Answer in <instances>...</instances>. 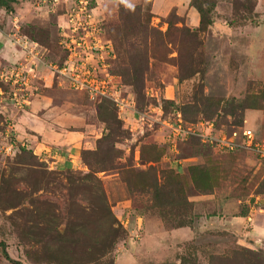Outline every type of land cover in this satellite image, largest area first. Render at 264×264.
Returning <instances> with one entry per match:
<instances>
[{
  "label": "rangeland",
  "instance_id": "rangeland-1",
  "mask_svg": "<svg viewBox=\"0 0 264 264\" xmlns=\"http://www.w3.org/2000/svg\"><path fill=\"white\" fill-rule=\"evenodd\" d=\"M25 1L29 0H18L12 13L0 10V30L32 36L36 32L40 47L48 50L46 60L58 61L63 57L61 48L65 50L60 45L65 41L62 34L70 35L73 29L68 22L72 0H62L56 12L65 17L66 31L55 15L32 19ZM210 1L216 2L215 23L205 34L195 31L199 41L195 58L188 56L184 44L173 43L182 38L175 29L198 27L191 17H181L168 33L167 17L175 10L157 15L155 0L92 4V23L116 54L111 68L116 62L117 74H111L119 76L128 67L127 45L131 51L143 47V28L154 31L147 41L154 54L148 57L144 77L131 72L124 79L130 83L127 86L119 80L121 94L133 107L127 112L133 115L128 128L111 100H90L76 90L64 96L67 100L81 96L82 107L77 110L91 122L100 121L97 108L103 121L113 123L112 134L101 142L98 152L84 154L82 165L56 169L47 161L34 165L24 156L21 159L13 131L5 136L0 122L4 128L0 129V242L14 260L114 264L125 247L130 253L127 264H254L248 251L264 254V242L248 234L253 223L264 221V158L246 149L220 152L199 136L180 138L171 150L174 140L166 127L180 114L185 128L202 123L201 131H207L213 124L214 134L252 130L264 138V109L259 108L264 105V5L257 10L260 0ZM135 62L145 69L138 59ZM0 90L7 92L8 87L0 82ZM168 95L174 100L165 99ZM7 98L0 96L2 105H9ZM150 117L156 121L153 126L140 125L142 118ZM136 124L140 128L134 135L129 127ZM136 149L146 155L140 166ZM203 164L209 165V177H190L189 169ZM229 215L246 220H240L245 223L240 224L242 233L248 236L241 244L239 233L223 230ZM209 225L212 229L205 231ZM57 230L63 239L55 246L49 239ZM0 264H11L1 251Z\"/></svg>",
  "mask_w": 264,
  "mask_h": 264
},
{
  "label": "crops",
  "instance_id": "crops-1",
  "mask_svg": "<svg viewBox=\"0 0 264 264\" xmlns=\"http://www.w3.org/2000/svg\"><path fill=\"white\" fill-rule=\"evenodd\" d=\"M190 1L191 0H188V2H184L183 0H155L153 12L160 16H166L174 9L179 16L191 17L193 23L198 25L200 17L198 12L189 6ZM25 2L29 5V8H31L29 9V14L32 15V19L41 18L47 20L53 15L57 16L56 12L59 5H56L53 1L29 0ZM24 5L25 4H22L21 6ZM262 5H264V0L259 1L257 10ZM20 10L22 11V8H20ZM96 14L97 13H95V15ZM63 18L56 17V20L59 22L58 24L64 25L66 21ZM41 54L43 58L41 62H35L39 80L35 83L36 89L30 107L25 110H17L13 107L9 99L8 91L5 92L0 90V96L6 94L8 98L5 100L10 102L7 103L9 105L4 104L5 106L1 103L4 100L0 102V114L5 115L6 119L9 121L7 127H5V136L8 137L13 131L15 135L13 136V141L17 142L21 147L32 149L34 154L38 156L42 162L47 161L50 163L51 168L63 169L65 167H73L74 164L78 162L82 165V153L84 151H95L98 141L103 136L107 135L108 130L105 129V124L103 122L99 120V122H91L87 119L86 115L82 113V110L81 112L77 110L79 107H82L83 101L81 96L70 100L64 98V96H67L66 94L70 89L66 85L63 87L58 86V84L55 85V80L46 66L47 63H49L46 60L48 50L41 47ZM24 60H26V54L13 42L12 34L0 30V67L17 64ZM62 90L65 92H59ZM166 93L169 94L168 92ZM165 99L174 100V97L168 95L165 96ZM66 101L70 102L65 104ZM96 112L98 115L97 108ZM132 116L133 115L129 113L124 115L123 120L126 122V125L133 122ZM97 118H99V115ZM136 125L137 126L134 125V127H129L134 135L137 130L136 127L139 129L141 123L140 125ZM174 153L178 154V151H174ZM135 160L137 165L140 166L141 151L139 149H136ZM226 208L229 210V205H227ZM243 219L245 218L242 216L229 215L222 226L223 230L228 232L231 231L236 235L237 233L240 234L237 240L239 244L242 243L244 238L248 237L245 233H242V227L240 226V224H245L240 221ZM138 226L141 227L140 220L138 221ZM212 227L213 226L210 225L204 226V230H209V228L212 229ZM252 227L253 231L248 234L264 242L263 219H258L257 222L253 223ZM136 232L137 230L135 234ZM132 236L134 237L135 235L133 234ZM128 248L129 247L123 248L119 256H116L115 264H123V258L124 264H127L125 258L130 254ZM119 249H122V247ZM132 250L133 248L130 249L131 252Z\"/></svg>",
  "mask_w": 264,
  "mask_h": 264
},
{
  "label": "built area",
  "instance_id": "built-area-1",
  "mask_svg": "<svg viewBox=\"0 0 264 264\" xmlns=\"http://www.w3.org/2000/svg\"><path fill=\"white\" fill-rule=\"evenodd\" d=\"M52 1L60 5L62 0ZM101 1L118 0H72L68 22L73 25V29L70 35L64 32L62 35L65 41L60 42V45H63L68 52V58L62 66L51 62L46 66L53 79H58V86L66 85L70 90L82 91L91 100H111L120 109V117L124 118V115L132 111L133 107H131L130 99L121 94L122 84L119 83L121 77L110 73L111 62L116 59L113 45L100 37L98 29L92 23L94 8L91 6ZM62 26L61 30H65L66 24ZM80 30L85 33L80 35ZM12 37L13 42L25 52L26 60L6 67L1 66L0 82L8 87L9 99L13 107L17 110H25L31 106L36 89L35 83L39 80L35 62L40 63L43 58L41 47L37 42L31 41L19 31L13 33ZM142 120L141 124H149V126H153L156 122L153 117L148 120L142 118ZM202 126L203 124L200 123L194 128H185L182 117L178 114V120L174 124H166L174 140L172 150L176 149L178 139L199 136L203 142L216 147L220 152L233 153L246 149L264 158V138H258L252 130L214 134L213 124H209L207 131H201ZM258 200L256 198L255 204ZM128 223V220L125 223L122 222L124 226ZM140 229L139 226L138 230Z\"/></svg>",
  "mask_w": 264,
  "mask_h": 264
},
{
  "label": "trees",
  "instance_id": "trees-1",
  "mask_svg": "<svg viewBox=\"0 0 264 264\" xmlns=\"http://www.w3.org/2000/svg\"><path fill=\"white\" fill-rule=\"evenodd\" d=\"M121 1L122 0H118V1H116V3H119ZM17 3H18V0H0V10H4L7 13H12V12H14V5L17 4ZM105 4H113V3L107 2ZM205 4H207V6ZM189 6L191 8H194L198 12V14L200 16L199 25H198V27L196 29H189V28H186V27H184L182 29H175L176 32L182 34V38L180 40L179 39L178 40H175V41L173 40V43L174 44L177 43L179 46H181L182 44H184L183 46L186 47V49H187V51L189 53L188 56L191 57V58L192 57L195 58L196 57L195 51L198 49V45H199V41L196 40V38H198V35L195 33V31H198V32H201V33L205 34L214 25V23H215V21H214V19H215V17H214V10L216 9V2H213V1H210V0H191ZM181 19H182L181 16H179L177 14L176 10H175V12L171 13L167 17L168 33L171 30L174 29L173 27L177 23H180L181 22ZM236 23H238V22H236ZM142 32L144 33L143 34V38H142L143 47L137 48L138 49L137 51H131L130 50V46L127 45L126 46L127 49L124 50L125 56L127 57V61H125V64L128 67H126L125 69L122 68L121 74L119 73L120 75L119 74L118 75H119V77L122 78L123 84L125 86L130 85V83H128L124 79L127 78V77H129L130 74H131V72H133L135 75H137V77L138 76L144 77L145 73L149 69V58L148 57H150V54L152 53V45L148 44L147 41L148 40L150 41L152 39V37L154 35V31H153V29H150L149 27H146V28H143L142 29ZM22 35L27 36L31 41L38 42L40 45L42 44L41 43V40L39 39L38 34H36V32L33 33V36L30 35V34H25V33H23ZM61 50L63 52V57L60 58L58 61L55 60V62H54L58 66H62L66 62V60L68 58V52L65 51L62 48H61ZM178 53H179V57H180L181 52L178 51ZM152 54H154V53H152ZM136 59H138V61H140L141 65L143 67H145L144 70H142L140 67L137 66V64L135 62ZM115 63H114V66H115ZM114 66L112 68H110V71L112 73H114V74H117L114 71ZM57 80L58 79L56 78L55 79V85L58 84L57 83ZM126 82H127V84H126ZM98 100H100L101 102L104 101L103 99H98ZM262 106L263 107H260L259 106V108H261V109L263 108L264 109V105H262ZM217 110L218 109L215 108V111H217ZM97 111H98V115H99L101 113V109L100 110H97ZM235 115H237V112L235 113ZM99 119H100L101 122H103L105 124V127L108 130V134L105 135V136H103L98 141V143H97V149L95 151H84L82 153V157L84 156V154L98 152V149H99V146H100L101 142L103 140H105L106 137H109L112 134V132H113L112 131V129H113V123L110 122L109 119H106L105 121H103L102 118H100V116H99ZM0 122H3L4 123V128H5V126L8 124L9 121L6 119V116L5 115L0 114ZM226 123L229 124L228 121H226ZM4 128L2 127L0 129L4 130ZM18 151H20V153L22 154L21 155V159H23V156H24L25 157L24 160L25 161H28L31 164H34L35 161H36V164H41L42 163L40 161L39 157L34 154V152H33L32 149L24 148V147H21L20 145H18ZM144 157H146V155H143L142 154V151H141V159H142L141 161L143 163L145 162ZM208 164L195 165V166L191 167L189 169V171H188L190 177H194L195 180L200 175H202V176L205 175V176H208L209 177V173L207 171V168H209L208 167L209 166ZM163 174H165V172ZM156 188H157V186H156ZM179 227L188 228V227H190V225H186V226L185 225H182V226L180 225ZM62 239H63V234L60 232V230H57L56 231V235L54 237L50 238L49 241L54 242L53 244L56 246L57 244H60L62 242ZM40 244H42V243L40 242ZM245 250L247 251V249H245ZM0 251H1L2 256L8 262H10L11 264H23L20 261L14 260L9 255L8 250H7V245L5 243H3V242H0ZM248 254H250L252 256L251 259H253V263L254 264H264V254L263 253L248 251ZM115 258H116V256H115ZM114 264H115V261H114Z\"/></svg>",
  "mask_w": 264,
  "mask_h": 264
}]
</instances>
